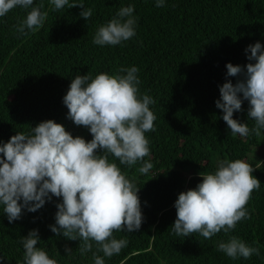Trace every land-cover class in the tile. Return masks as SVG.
I'll use <instances>...</instances> for the list:
<instances>
[{"label": "trees", "instance_id": "obj_1", "mask_svg": "<svg viewBox=\"0 0 264 264\" xmlns=\"http://www.w3.org/2000/svg\"><path fill=\"white\" fill-rule=\"evenodd\" d=\"M34 3H43L47 18L28 35L15 27L25 10L16 8L0 17V141L47 119L90 140L87 128L67 118L62 102L78 74L114 75L121 67L136 66L139 92L156 101L149 106L156 117L154 130L145 133L150 155L144 159L153 164L149 174L137 171L140 162L127 167L109 156L139 187L144 219L139 230L114 231L115 238L128 244L119 254L105 257V264H264V130L233 136L215 106L218 86L239 78L226 76V63L244 66L250 62L246 47L257 41L264 46V0H165L164 7H156L154 0H84L93 9L87 21L79 16V6L54 11L48 0ZM128 4L137 18L135 36L115 46L94 44L98 26ZM247 110L243 100L233 118L251 129L255 122ZM218 159H242L253 167L261 185L245 206L251 218L208 240L198 233L175 236L171 225L178 193L194 188L199 173L214 171ZM59 199L53 197L35 212L24 210L11 223L0 209V264H22L20 238L32 229L38 230L37 247L57 264H93L91 252L80 254V241L57 236L48 227L55 223ZM229 236L259 246L260 255L227 257L216 245Z\"/></svg>", "mask_w": 264, "mask_h": 264}, {"label": "clouds", "instance_id": "obj_2", "mask_svg": "<svg viewBox=\"0 0 264 264\" xmlns=\"http://www.w3.org/2000/svg\"><path fill=\"white\" fill-rule=\"evenodd\" d=\"M48 3L54 11L79 6V16L85 21L93 15L84 0ZM154 5L164 7L165 0H154ZM43 7V3L36 6L34 0H0V17L16 8L25 10L15 27L19 34L28 35L47 18ZM133 13L132 4L120 7L98 26L92 42L115 46L134 37L137 18ZM245 52L250 62L244 66L226 63V76L239 78L235 84L226 79L219 85V99L215 100L231 134L240 137L260 135L264 130V46L257 41ZM138 71L136 66L121 67L114 75L86 73L70 80L62 97L66 115L75 125L87 128L90 140L73 136L60 123L47 119L0 141V209L9 223L19 220L24 210L35 212L57 197L55 223L48 227L57 236L80 241V254L91 252L93 264H105V257L117 255L127 246V239H117L113 233L140 229L144 217L139 187L109 156L127 167L140 162V174L147 175L153 168L150 160L144 159L150 155L145 133L154 130L156 117L149 106L156 101L139 92ZM243 100L248 102V118L255 122L251 129L233 118ZM252 172L253 167L242 159H218L214 171L200 172L195 187L179 192L174 201L172 234L188 237L198 233L208 240L250 219L245 206L261 185ZM39 241L37 229L21 236L22 264H57L37 247ZM216 248L233 260L260 255L259 246H250L237 236L219 241ZM64 251L71 253L68 247Z\"/></svg>", "mask_w": 264, "mask_h": 264}]
</instances>
